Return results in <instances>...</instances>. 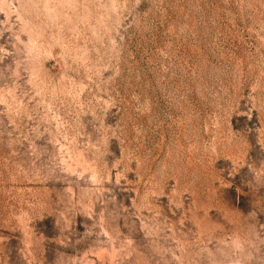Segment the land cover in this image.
<instances>
[{"label": "rangeland", "instance_id": "rangeland-1", "mask_svg": "<svg viewBox=\"0 0 264 264\" xmlns=\"http://www.w3.org/2000/svg\"><path fill=\"white\" fill-rule=\"evenodd\" d=\"M0 264H264V0H0Z\"/></svg>", "mask_w": 264, "mask_h": 264}]
</instances>
